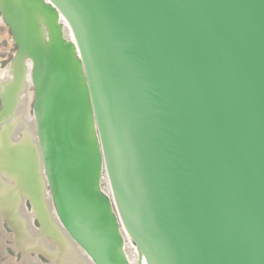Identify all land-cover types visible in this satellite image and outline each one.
<instances>
[{"label":"water","instance_id":"water-1","mask_svg":"<svg viewBox=\"0 0 264 264\" xmlns=\"http://www.w3.org/2000/svg\"><path fill=\"white\" fill-rule=\"evenodd\" d=\"M0 11L19 47L0 121L28 58L36 122V144L10 142L8 123L0 170L31 199L38 239L61 251L59 224L91 264H130L126 232L137 264H264V0Z\"/></svg>","mask_w":264,"mask_h":264},{"label":"bare ground","instance_id":"bare-ground-1","mask_svg":"<svg viewBox=\"0 0 264 264\" xmlns=\"http://www.w3.org/2000/svg\"><path fill=\"white\" fill-rule=\"evenodd\" d=\"M65 28L71 34L70 38L73 41V34H72L69 26H67ZM25 64L27 65V67H26L25 75L23 77V87H21V90H23V93L26 94L24 96V100L27 102V106H29L31 99H32V93L29 92V88L31 87L32 63L27 58ZM9 68H10V70L8 73L7 72H0V80H2V82H4L7 79L6 76H9V82H12L14 80L16 75H15V73L12 72L13 71L12 64L9 66ZM22 100L23 99H21V101ZM20 106H19V108H20ZM22 110H25V109H22ZM15 115H17V113ZM23 115H25V117H26V114H23ZM24 119H23V121H24ZM4 120H6V119H4ZM4 120H2V121H4ZM30 123L32 124L30 134L33 136V139L35 142L34 144H36V122L34 119V115L30 117ZM24 124H28V123H24ZM3 125H4V123H2L1 126H3ZM4 127H5V125H4ZM26 129H27V131L29 130L28 128H26ZM22 133L25 134V132H22ZM22 137H23V135H22ZM29 137H30V135H29ZM2 140H3V138H2ZM22 141H23V139H22ZM30 141H31V139H30ZM37 151H38V155H39L38 148H37ZM38 160H39V164H40L39 173H40V176L42 178V182L45 183L44 175H43L42 169H41L42 163H41V160L39 159V156H38ZM16 184H17V180L15 178H13L12 176L6 175L4 170H0V231L2 230L1 220L6 218L5 220L10 224L13 231L15 232L14 236L12 238V240L15 242L14 247L16 249H19L23 254V258H22V261L20 264H44L40 260H38L37 258L31 257V256L29 257V254L32 252L42 253L43 255H45L49 259V261L51 262L50 264H91L89 258L84 253V251L80 249V247L73 241V239H71V237L68 235V233L65 230L60 228V226H59V224H57V222H56V224H57L59 230L61 231L62 235L69 241L68 246L62 248L61 251H58L57 241L51 240L50 236L43 235L40 239H38L39 233L41 232V227H36L34 225V219H37L38 221H39V219L37 218V215H36L35 210L33 208L32 201H31L32 209H30V208L28 209L26 206V201L29 200L30 198H29L28 194L23 193L22 189L20 187H17ZM107 187L109 189H107ZM102 188L106 194L111 193L109 181H108V178L105 174L102 175ZM45 191H46V188H45ZM46 196H47V194H46ZM44 201L46 203L47 209L51 210V208L49 207V204L46 200L45 195H44ZM51 217L53 218L52 210H51ZM122 229H124L123 226H122ZM1 240L2 239L0 238V244L2 243ZM124 241H125L124 242V253H125V256H126L128 262L131 264V263H133V260L131 259L130 254H128L127 243H129L134 248L135 253H138L137 247L135 246L133 240L131 239V237L129 236V234L127 232H126V235H124ZM136 260H138V257L136 258ZM13 264H15V263H13ZM143 264H146L145 260L143 261Z\"/></svg>","mask_w":264,"mask_h":264},{"label":"rangeland","instance_id":"rangeland-1","mask_svg":"<svg viewBox=\"0 0 264 264\" xmlns=\"http://www.w3.org/2000/svg\"><path fill=\"white\" fill-rule=\"evenodd\" d=\"M19 47L13 38V32L7 23L2 19V14L0 11V72H9V66L12 64V61L17 54ZM1 82V81H0ZM31 88V89H30ZM29 92L33 93L34 88L31 86ZM3 101L0 98V112L2 109ZM29 114L34 115L33 108V99L29 104ZM107 189H109L107 187ZM26 206L29 209H32L30 200L26 201ZM2 230L0 231V238L2 243L0 244V264H20L23 258V254L19 249L14 247L15 242L12 240L14 236V231L10 224L6 220L2 219ZM34 225L36 227H41L40 222L37 219H34ZM127 251L130 254L133 263L136 264L138 253L134 252L133 247L127 243ZM34 257L40 260L44 264H50L49 259L42 253H30L29 257ZM136 260V261H135Z\"/></svg>","mask_w":264,"mask_h":264},{"label":"flooded vegetation","instance_id":"flooded-vegetation-1","mask_svg":"<svg viewBox=\"0 0 264 264\" xmlns=\"http://www.w3.org/2000/svg\"><path fill=\"white\" fill-rule=\"evenodd\" d=\"M9 70H10V68H9ZM7 77V79L4 81V82H2V80H0L1 82H0V93L1 92H3L4 91V89H5V87L8 85V83H10L9 82V76H6ZM2 87V88H1ZM26 94L25 93H23V90H21V88L19 89V91H18V104H17V106H16V108H15V110H14V114H16L17 113V115H11V116H9L8 117V119H6V120H4V121H0V150H3V140H2V138H3V132L5 131V129L7 128V126H8V123H9V125H10V131H9V134H8V136H7V139L10 141V142H24L25 141V138L26 137H28L29 138V140L31 139V143L32 144H34L35 142H34V139H33V136L30 134V132H31V128H32V124L30 123V117L32 116V115H30L29 114V106H27V102L24 100V96H25ZM20 99V100H19ZM21 99H23L22 101H21ZM21 105V106H20ZM19 106H20V108H19ZM24 106V107H23ZM26 106V107H25ZM23 107V108H22ZM25 109V110H22V109ZM18 111V112H17ZM26 111V112H25ZM21 112V113H20ZM25 112V113H24ZM20 113V114H19ZM26 114V117H25V115H23V114ZM19 114V115H18ZM23 116H22V115ZM22 116V117H21ZM11 118V119H10ZM25 118V119H24ZM29 118V119H28ZM23 119H24V121H23ZM10 120V121H9ZM13 120V121H12ZM8 122V123H7ZM11 122V123H10ZM2 123H4V125H5V127H4V125L3 126H1L2 125ZM20 123V124H19ZM24 123H28V124H24ZM26 128H28L29 130L27 131V129ZM21 130V131H20ZM22 132H25V134L24 133H22ZM12 133V134H11ZM29 133V134H28ZM13 135V136H12ZM22 135H23V137H22ZM29 135H30V137H29ZM13 138H12V137ZM26 136V137H25ZM14 139V140H13ZM22 139H23V141H22ZM33 141V142H32ZM134 249V248H133ZM134 252H135V250H134Z\"/></svg>","mask_w":264,"mask_h":264}]
</instances>
